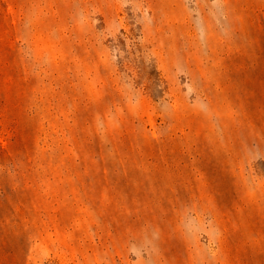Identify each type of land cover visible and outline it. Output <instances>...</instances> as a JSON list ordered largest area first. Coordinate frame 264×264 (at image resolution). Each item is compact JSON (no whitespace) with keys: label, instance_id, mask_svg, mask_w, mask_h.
<instances>
[{"label":"rangeland","instance_id":"obj_1","mask_svg":"<svg viewBox=\"0 0 264 264\" xmlns=\"http://www.w3.org/2000/svg\"><path fill=\"white\" fill-rule=\"evenodd\" d=\"M0 264H264V0H0Z\"/></svg>","mask_w":264,"mask_h":264}]
</instances>
